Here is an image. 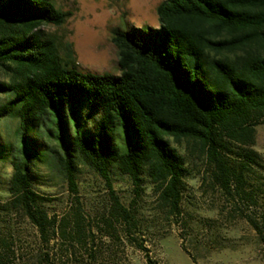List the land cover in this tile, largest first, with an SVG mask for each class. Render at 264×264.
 <instances>
[{"label": "trees", "instance_id": "16d2710c", "mask_svg": "<svg viewBox=\"0 0 264 264\" xmlns=\"http://www.w3.org/2000/svg\"><path fill=\"white\" fill-rule=\"evenodd\" d=\"M157 14L158 28L114 33L120 75L94 74L65 62L42 31L71 13L52 0H0V94L10 96L0 122L20 120L10 204L43 235L53 221L33 168L44 159L73 189L79 162L109 185L112 174L136 188L148 180L179 213L188 170L171 140L194 141L227 194L244 190L258 154L230 146L253 145L264 119V0H165ZM249 222L264 246V228Z\"/></svg>", "mask_w": 264, "mask_h": 264}, {"label": "rangeland", "instance_id": "374dc122", "mask_svg": "<svg viewBox=\"0 0 264 264\" xmlns=\"http://www.w3.org/2000/svg\"><path fill=\"white\" fill-rule=\"evenodd\" d=\"M52 1L72 14L61 27L42 28L58 43L63 60L85 72L120 75L114 33L160 27L157 7L165 0ZM8 99L0 94V106ZM19 127L17 117L0 122V253L6 264H264V246L249 222L264 228V119L253 145L230 146L234 153L258 154L240 192L233 186L227 194L215 182L200 144L171 140L188 170L179 213L148 180L136 188L129 177L112 174L109 185L79 162L73 189L53 163L36 161L34 189L53 221L46 235L10 204Z\"/></svg>", "mask_w": 264, "mask_h": 264}]
</instances>
